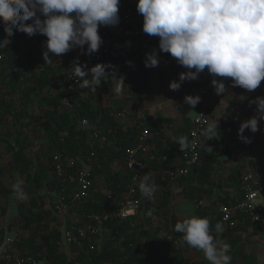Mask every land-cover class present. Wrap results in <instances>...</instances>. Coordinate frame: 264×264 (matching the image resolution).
<instances>
[{"label": "trees", "instance_id": "trees-1", "mask_svg": "<svg viewBox=\"0 0 264 264\" xmlns=\"http://www.w3.org/2000/svg\"><path fill=\"white\" fill-rule=\"evenodd\" d=\"M136 3L137 1L131 5L128 4V0H120L119 9L130 6L134 9L135 16L140 15L136 9ZM25 23L30 24L32 20ZM4 39L5 33L2 41ZM8 39L10 43L3 48L0 61V125L10 119V123L14 126L37 129L43 134L45 140V150L42 153L44 160L39 164L25 154L27 140L23 137V131L15 134L13 142L4 143V150L10 153L11 157L9 162L11 172L22 177L23 190L29 196L27 206L18 205L17 207L18 222L27 235L16 237L15 248L22 254L35 257L37 264H211L204 252L196 248H194L198 257L196 261L190 262L185 258L183 248L186 244L179 242L178 239H181L182 234L174 230V225L179 221L171 210L175 195L171 191L170 183L160 179L158 181L161 186L156 202L158 211L151 219H159V216L164 219L161 224L163 230L168 234L173 233L177 239L168 241L158 238L159 227L155 229L156 234L148 233L143 228V224L138 221V219L147 217L138 214L123 221L104 222L103 230L111 233L112 237L101 245H95L92 251L85 247L71 248L68 255L60 250L58 242L61 234V221L56 226H50L58 218L51 210L48 211L42 207L44 202L39 204L38 200H41V197L36 194L41 189L50 191L57 189L52 159L54 155L65 158L84 154V134L77 131L75 126L78 117L87 118L92 123L100 122L105 129H111V133L104 147L93 153V166L89 175L93 182L91 190L94 198L74 206L69 219L78 218L85 221V218L90 215H102L114 207V202L108 199L103 192H111L116 197H120L125 191L129 181L123 167L127 159V151L134 145L136 137L143 129H146L150 135L148 143L151 145V159L146 158L148 170L161 167L156 163V158L162 153L168 156V164L171 165L177 160L181 150L178 144H173L165 136L163 126L169 124L170 119H165L163 123H148L145 119H139L132 126L123 125L109 117V107L101 108L100 100L107 95L110 96V105L118 109L126 103H131L134 108H143V95L148 92L146 86L128 85L125 99H114L110 93L113 81L111 74H108V79L102 81L95 93L81 86L70 93L69 97L73 101L74 111H61L60 105L65 96L67 82L65 72L68 69L69 56L63 54L57 56L49 52V58L53 63L48 64L43 59V52L47 50L44 47L46 39L43 36L35 34L29 37L23 32L14 31V35ZM153 50L159 60L171 58L170 54L159 51L156 42L146 39L142 46L136 47L133 54L135 63L143 62L146 53H151ZM48 90H50L49 95H42ZM34 108L37 109L35 113L32 111ZM183 121L184 126L181 127L180 135L186 136L188 121L186 119ZM6 138H9L8 133H6ZM211 141L213 144H210ZM214 141L215 138L210 140L208 150L202 153L201 165L192 168L187 176L178 179L174 187L178 190L177 195L190 202H199L213 193V200L208 206L195 210L196 216L209 219L210 234L214 242L225 241L231 245L229 253L231 264H257L253 257L241 256L236 249L237 241L234 234L245 231V228L237 226L220 233L217 231L216 226L220 222L217 204L228 201L229 191H225L223 186L220 187L221 184L215 183L213 179V166L217 158ZM222 142L218 141L219 147L226 150V145ZM1 157L0 153V160ZM36 159L39 160L40 157ZM243 164L241 161L239 167L227 174L230 182L227 188L235 193L239 192L240 187L239 171L246 167ZM247 164L252 165L249 169H257L252 161L248 160ZM114 166H119V168L114 169ZM69 173L74 174V170ZM9 174L5 168L0 167V200L13 193V189L2 182L4 178L10 180ZM68 189L67 192L70 191ZM216 189L223 191L222 197L217 195ZM247 224L245 221L244 225ZM64 226L68 225L65 223ZM251 230V235L264 236V228L259 229L254 226ZM0 232L3 233L2 230ZM142 238L143 241H140Z\"/></svg>", "mask_w": 264, "mask_h": 264}, {"label": "clouds", "instance_id": "clouds-1", "mask_svg": "<svg viewBox=\"0 0 264 264\" xmlns=\"http://www.w3.org/2000/svg\"><path fill=\"white\" fill-rule=\"evenodd\" d=\"M119 4L120 0H0V23L4 25L5 33L0 49L10 43L8 38L14 35L15 29L29 37L37 33L47 37L43 59L48 64L53 63L49 52L59 56L87 45L83 54H93L103 43L98 28L119 23ZM136 9L143 17L142 31L159 38V51L170 54L180 66L188 69L179 74L180 82L197 80L198 74L207 68L214 77L211 84L215 93L220 95L225 92V84L215 77L231 78L233 87L248 91L255 90L264 80V0H137ZM30 19L32 23L26 24ZM158 62L155 50L146 53V68L156 67ZM127 63L131 66V62ZM73 65L76 76L81 78L78 81H82L79 86L94 93L102 81L108 79L106 69L113 67L96 64L85 71L86 64L73 62ZM113 81L116 82L115 91L121 92L125 86L124 78ZM179 87L178 82L169 84L172 91ZM184 101L194 108L200 97L185 96ZM250 103L256 105V114L242 122L237 132L238 138L246 143L250 140L243 135L245 129L255 133L259 130V122L264 121V97H257ZM105 107L109 110L113 105L101 106ZM201 135L207 141L216 138L219 135L217 120L209 122ZM177 143L181 151L189 148L185 136L178 138ZM23 185L22 179L13 185L18 199L22 200L27 198ZM139 190L145 198L154 197L157 186L151 182L150 174L143 176ZM177 192L173 194L176 196ZM146 214L151 217L153 210ZM216 227L217 231H223L221 225ZM174 230L182 234L183 244L202 250L211 264H231V245L225 241L214 242L207 217L190 216L178 221ZM164 235L162 238L166 240Z\"/></svg>", "mask_w": 264, "mask_h": 264}, {"label": "built area", "instance_id": "built-area-1", "mask_svg": "<svg viewBox=\"0 0 264 264\" xmlns=\"http://www.w3.org/2000/svg\"><path fill=\"white\" fill-rule=\"evenodd\" d=\"M118 15L119 23L116 26H100L98 28V35L103 43L95 53L83 54L87 48V45H85L84 48L77 47L63 54L69 56V65L65 72L67 82L65 96L61 100V111H74V104L69 94L79 87L80 82L82 83V81H78L81 78L76 76L73 62H76L77 65L86 64L85 71L96 64L111 65L113 67L107 68L106 72L111 74L112 81L120 77L127 79L132 77L134 73L135 60L133 54L136 47L142 46L146 39H151L158 44V37L149 36L142 31L143 17L142 15L135 16L132 7H122L118 10ZM40 18L44 19L43 16ZM3 29L4 25L0 23V41H2L4 34ZM37 35L41 34L37 33ZM41 36L47 40L46 36ZM2 54L3 49H0V61ZM127 62H131V66ZM217 80L230 82L231 78L217 77ZM261 82H264V80ZM202 94L203 92H200V95ZM108 115L123 125L129 124L132 126L134 124L128 122V115L124 108L110 107ZM209 122H211L209 115L204 110H198L193 116L188 133L185 136L189 142V148L180 151L179 157L171 165L168 164V156L162 153L156 158L157 163L162 166L153 170L146 168V158L150 155L151 145L148 143L150 135L146 129H143L136 137L134 145L127 151L125 174L128 175L129 181L125 191L121 193L120 197H116L111 192H103L108 199L114 202V207L102 215H90L84 221L78 218L69 219V215L74 206L80 203L83 204L93 197L91 190L93 182L89 175L93 166V153H95V150L104 147L111 129H105L100 125V122L92 123L87 118L78 117L75 126L77 131L84 134V154L66 156L65 158L54 155L52 158L57 189L56 191H50V196H53L51 200L53 213L61 220V234L58 242L60 250L68 255L71 248L85 247L92 251L95 249V245L98 244L97 237L101 235L103 222L110 220L123 221L138 214L150 217L146 214L149 210H153V215H155L157 196L161 186L157 178L161 181H168L171 184L172 193L177 192L174 191L176 181L187 176L192 168L201 165L202 153L206 151L210 141H207L201 133ZM71 170H74V174L69 173ZM145 174H150L151 182L157 186L153 198L143 197L139 190V183ZM238 183L240 184L239 192L233 194L235 192L229 191L232 194L229 195L228 201L217 204L220 215V230L232 229L237 226L247 230H251L254 226L263 229L264 167L240 172ZM67 189L70 191L67 192ZM138 192L140 195H138ZM255 201H259L260 204L256 205ZM205 206L204 200L194 203L195 210ZM245 221L248 226L244 225ZM65 223L68 225L67 227L64 226ZM165 238L168 241L177 239L173 234H166ZM178 240L181 244L183 243L182 239ZM15 241L16 238L3 235L0 232V264H37L35 257L22 254L21 251L15 248Z\"/></svg>", "mask_w": 264, "mask_h": 264}, {"label": "rangeland", "instance_id": "rangeland-1", "mask_svg": "<svg viewBox=\"0 0 264 264\" xmlns=\"http://www.w3.org/2000/svg\"><path fill=\"white\" fill-rule=\"evenodd\" d=\"M130 1V3H135V1L137 0H128ZM141 16V14H140ZM146 58V56H145ZM174 60V61H173ZM159 61V60H158ZM175 58L172 59L170 61V66H166L169 65V63L167 64H161L158 62V65L156 67H152V68H146L145 66L142 67V64H144V61L140 64H136V68L134 69V73L132 77H128L127 79H124V87L122 89L121 92L117 93L115 91L116 88V82L114 81V83L111 85L110 87V93L112 94V97L114 96V99H125L126 97V87L128 85H134V86H146L148 88L151 89L152 92L151 96H146V94L143 95V108L141 109H136L133 108V106L130 103L125 104L124 109L127 112L128 115V122L129 123H135L136 121H138L140 118L144 117V114L146 115V117H151L157 118L159 121V116L157 115V108L158 110H160L161 112H171L172 116L174 117L175 113H183V118L188 117L187 115H189V117H191L194 112H195V108L192 109L191 111L186 110V106L183 104L181 107H183V112H181L182 110H177L176 108V100H175V96L179 93V91H181V96L185 97V96H192L194 94V92H196L195 88L197 86V84L192 80V81H183L180 82L179 81V74L180 71L178 66L173 65V63L175 62ZM142 67V68H141ZM171 73L172 76L169 74ZM168 79H170V81H168ZM168 82L170 84V82H178L180 83V87L178 90L176 91H172L171 90V94H165L162 92V90L160 91L159 88H162V84L161 82ZM166 82V83H167ZM157 85L159 86V88H157L155 90V88L157 87ZM154 89V90H152ZM54 90V89H51ZM161 92H162V96H161ZM175 92V93H174ZM50 94V90L48 91H44L42 93V95H49ZM161 96V97H160ZM111 97V98H112ZM155 100H161L158 101L157 103H155ZM103 102L105 103V105L109 104L110 101V96L107 95L105 97L102 98ZM109 100V101H108ZM126 103V101L124 102ZM103 106V105H102ZM190 107V106H187ZM145 109H149L148 111H151V113L153 115H149L148 111H145ZM179 108V107H178ZM34 113L37 112V109L34 108L32 110ZM31 111V112H32ZM176 111V112H175ZM168 114V115H171ZM176 115V114H175ZM158 116V117H157ZM161 117V116H160ZM164 117V116H163ZM188 117V118H189ZM182 118V119H183ZM187 118V119H188ZM148 119V118H146ZM5 124H1L0 126V153L2 155L1 160H0V167L5 168L10 174H9V178L10 180H8V178H4L2 180V182L9 188L13 189V185L17 182V180L22 179V177H20L18 174L11 172V169L9 167V162H10V153H8L7 151L4 150V143L6 141H10L13 142L14 140V136L17 132H21L23 131V137L26 138L27 140V148L25 151V154L33 159L36 164L42 163L43 162V157H42V153L45 150V140H44V136L43 134L38 131L35 128H27L24 129L23 127H19V126H14L13 124L10 123V119H8L7 121H5ZM174 122V120H173ZM155 123V122H154ZM129 125V124H127ZM172 131H179L180 128L179 126H177L176 128L174 127H169ZM177 129V130H175ZM235 130V131H234ZM169 130H166L165 132V136L167 139H173L174 137H182L181 135H177L174 133H169ZM220 137H216L215 141H214V145L216 146V153H217V158L216 161L214 163V175H213V179L215 183L221 184L223 179H225L226 177V172L227 170H229V168L231 167L232 164H234L235 162L237 163L239 161V159H236L239 156V152L240 150L236 149L237 151H233L231 153H229L228 157H225L222 155V151H220V148H218L220 146V144H218V141L221 140V142L223 140H225V138H227L228 136H230V133H228L225 136H222V133H224L222 130H220ZM237 132H238V128H232L231 130V136L232 137H237ZM6 133L9 134V138H6ZM176 133V132H175ZM226 133V132H225ZM214 139V138H213ZM224 144V141L222 142ZM229 149V146L226 145V150ZM208 150V149H207ZM254 155L253 158L255 159H259L260 161L264 160V141L258 143L256 145V148L253 150ZM40 157L39 160H37L36 158ZM230 163H232L230 165ZM124 167V165H123ZM114 169H118L119 166H114ZM122 168V166H121ZM123 169V168H122ZM217 194L222 196L223 191L216 189ZM93 193V192H92ZM38 196L41 197V200H38L41 204L44 202V205L42 206L45 210H51L52 211V205H51V200L53 199V196H50V190L47 189H41L37 192ZM138 195H140V193L138 192ZM94 197H92L93 199ZM28 199L29 196L27 195L26 199H18L17 194L15 193V191L13 190V193L11 195H8L5 198H2L0 200V230L3 231V235H7L9 237L12 238H16L19 235H27L25 229L21 228L20 222H18V210L17 207L18 205H24L27 206L28 205ZM204 205L209 204L212 200H213V193L210 195H207L204 198ZM171 210L172 213L175 215V217L180 221L183 219H186L190 216H196V211L194 209V203L190 202V201H185L184 199H182L179 195H176L174 197L173 202L171 203ZM158 215V214H156ZM158 217V216H156ZM164 219H161V217L159 216V219H151V217H147L145 219H138V221H140L143 224V228L148 231V233H155V229L159 227L160 229V233L158 234V238H162L163 235L166 233L165 230H163L161 224L163 223ZM137 221V222H138ZM58 222L60 224V219H55L54 222L52 224H50V226H56L58 225ZM136 222V223H137ZM252 230H245L243 232H239L237 234H234V237L236 239V249L238 250V253L241 256H245V257H253L257 264H264V236H259V235H251ZM219 232V231H218ZM220 233V232H219ZM165 236V235H164ZM112 234L103 230V232L101 233L100 238H98V244L101 245L103 242L108 241L109 239H111ZM143 241V238L142 240ZM142 243V242H141ZM184 252V256L185 258L192 262V261H196L198 259L197 255L195 254V250L194 248H192L189 245H186L185 248H183Z\"/></svg>", "mask_w": 264, "mask_h": 264}, {"label": "crops", "instance_id": "crops-1", "mask_svg": "<svg viewBox=\"0 0 264 264\" xmlns=\"http://www.w3.org/2000/svg\"><path fill=\"white\" fill-rule=\"evenodd\" d=\"M128 4H134V3H130V1H128ZM134 10V9H133ZM145 53V52H143ZM146 56V55H145ZM174 59L173 57L166 59V60H159L161 62V64H167L169 63V65L166 66H170V61ZM174 61V60H173ZM136 64L135 63V68H136ZM173 65L178 66L180 73H183L185 71H188V69L180 66L176 61L173 63ZM144 66V64H142V67ZM141 67V68H142ZM135 71V70H134ZM192 71H194V69H192ZM171 76L172 74L169 73ZM214 77L212 75H210L207 71V68H205L204 71H202L201 73L198 74V79L197 80H193L197 86L195 88L196 92H194V94L192 96H199L200 97V102L194 107L195 108V112L194 114L189 117V115H187L188 117L183 118V113H175L174 117L172 116L171 112H161L160 110H158L157 108V115L159 116V121H157V118H152L151 117H146V115L144 114L145 118L142 117L140 119H145L146 122L148 123H158V122H162L165 119H170L171 122L167 125H164V132H166V130H169V133H174L175 132L179 133L178 135L180 136L181 133V128L184 126V121L183 119H186L188 121V129L190 127V123H191V119L193 118V116L195 115V113L198 110H204L210 117L211 122L217 120V124H218V133L219 135L217 137H220V130H222L224 133H222V136L227 135L228 133H230V136H228L227 138H225L224 144L229 146L228 150L225 149H221L220 147V151H222V155L227 157L229 155V153L232 152V150L235 152L237 151L236 149L240 150L239 152V156L236 159H239V161L234 164L230 163L231 167L229 168V170H227L226 175L230 172L233 171L234 168L239 167L241 165V161H243V165L246 166L245 168H242L241 170H247L249 169L252 165L247 164V161L250 160L252 161V163L254 164V166L258 167H264V160L260 161L259 159H255L253 158L254 152L253 150L256 148V145L262 141H264V121H260L259 122V130L256 131L255 133L251 132L248 129H245L243 135L244 137L248 138L250 140V142L246 143L244 141H242L241 139L237 137H232L231 135V130L234 126V128H239L240 124L246 120H248L249 118L253 117L256 114V105L250 103V101L255 100V98L257 97H264V82H261L260 85L252 91H248L245 90L239 86H232V81L231 82H224L225 84V92L217 95L215 93L214 90V86L211 84V80ZM215 79H217V77H215ZM168 81H170V79H168ZM161 84L163 85L162 88L160 89L159 86L157 85V87L155 88V90L157 88H159V90L165 94H171V90L169 88V83L164 82L162 83V81H160ZM114 83V81H113ZM154 90V89H152ZM151 89L149 88V91L146 92V96H151ZM162 92H161V96H162ZM200 92H203L202 95H200ZM175 93V92H174ZM181 91H179V93L175 96V100H176V108L177 110H182L181 112H183V107H181L183 104L186 106V110L191 111L192 109H194L193 107H187L189 106L187 103H185L184 101V97L181 96ZM160 96V97H161ZM113 98H115L113 96ZM109 101V100H108ZM155 103H157L158 101L161 100H155ZM100 105H105V103L103 102V100H100ZM98 104V103H96ZM105 106H110V101L108 105ZM179 107V108H178ZM145 111H148L149 109H145ZM149 115H153L151 113V111H148ZM176 112V111H175ZM171 114V115H168ZM157 116V117H158ZM161 116V117H160ZM164 116V117H163ZM148 118V119H146ZM183 118V119H182ZM188 118V119H187ZM174 120V122H173ZM177 126H179L180 130L179 131H172L169 127H174L176 128ZM177 130V129H175ZM235 131V130H234ZM226 132V133H225ZM182 137H184L183 135H181ZM179 137H174L173 139H170L171 142L173 144H176V141L178 140ZM178 144V143H177ZM240 170V171H241ZM241 171V172H242ZM229 181L227 176L225 177V180L222 181L221 186H223V188H226L228 191H231V189L227 188V185H229ZM236 194V193H233ZM61 227V226H60ZM184 252V250H183Z\"/></svg>", "mask_w": 264, "mask_h": 264}, {"label": "water", "instance_id": "water-1", "mask_svg": "<svg viewBox=\"0 0 264 264\" xmlns=\"http://www.w3.org/2000/svg\"><path fill=\"white\" fill-rule=\"evenodd\" d=\"M254 203H255L256 205H259V204H260V202H259V201H255Z\"/></svg>", "mask_w": 264, "mask_h": 264}]
</instances>
